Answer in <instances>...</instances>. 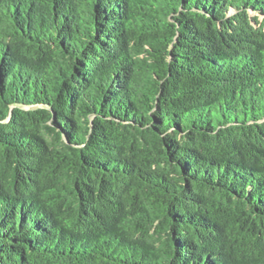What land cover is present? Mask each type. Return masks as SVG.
I'll list each match as a JSON object with an SVG mask.
<instances>
[{"label": "trees", "instance_id": "1", "mask_svg": "<svg viewBox=\"0 0 264 264\" xmlns=\"http://www.w3.org/2000/svg\"><path fill=\"white\" fill-rule=\"evenodd\" d=\"M0 264H264V0H0Z\"/></svg>", "mask_w": 264, "mask_h": 264}]
</instances>
